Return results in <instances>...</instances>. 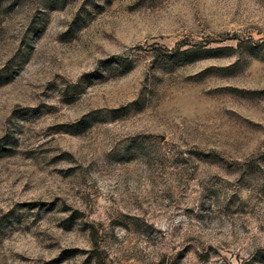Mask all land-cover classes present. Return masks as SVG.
<instances>
[{
    "label": "rangeland",
    "instance_id": "obj_1",
    "mask_svg": "<svg viewBox=\"0 0 264 264\" xmlns=\"http://www.w3.org/2000/svg\"><path fill=\"white\" fill-rule=\"evenodd\" d=\"M0 264H264V0H0Z\"/></svg>",
    "mask_w": 264,
    "mask_h": 264
}]
</instances>
